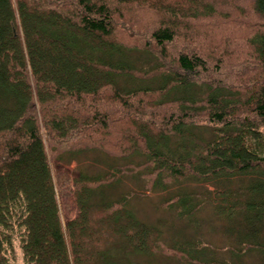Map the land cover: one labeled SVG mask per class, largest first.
I'll return each mask as SVG.
<instances>
[{"label":"trees","instance_id":"1","mask_svg":"<svg viewBox=\"0 0 264 264\" xmlns=\"http://www.w3.org/2000/svg\"><path fill=\"white\" fill-rule=\"evenodd\" d=\"M203 2L0 0V264H21L17 239L24 264H164L160 251L186 264H227L186 230L176 241V223L142 219L128 194L113 200L110 187L134 172L163 192L189 181L220 186L178 189L161 205L197 229L206 203L215 204L238 245L231 250L264 252V0H253L240 57L197 32L203 19L219 34ZM128 4L156 17L134 29L131 46L115 39L117 23L134 24ZM95 151L140 161L78 171V212L63 224L52 162ZM240 177L247 182L235 188Z\"/></svg>","mask_w":264,"mask_h":264},{"label":"rangeland","instance_id":"2","mask_svg":"<svg viewBox=\"0 0 264 264\" xmlns=\"http://www.w3.org/2000/svg\"><path fill=\"white\" fill-rule=\"evenodd\" d=\"M230 2L231 0H205V2H203V4L214 8L215 11H213L211 14L213 16L211 17V21L212 23L218 24L220 26V28H217L216 30L219 34L209 31L207 29L209 24H207L203 19H200V23L198 24L196 23V21L195 24L198 25L196 27L197 32H203L206 34V36H208L206 44L210 46V48H213L214 42H224L223 47L225 50L229 51V54L235 53L240 57L243 51L246 50V46L244 44H241L243 43L242 38L245 39V37H247L249 34V23L251 24V22L254 23L256 21L253 16L255 14L253 11L254 5L253 0H239V2H236L234 4H230ZM194 3L198 4V2L196 1ZM239 3L241 4L240 7ZM122 7L124 8V15L126 16V19H132V22H134V24H132L131 26H121L120 22L117 23L118 25L116 27L115 34V36H117V38H115L116 42L118 41L130 46L136 45V36L134 33V29L137 26L147 27V25L152 23V20H155L156 17L151 16V13L149 14L146 9L144 10L143 8L133 4H128L127 6L124 5ZM220 11L223 12L221 13ZM233 37L238 38L240 42L239 46L237 45V47H233V49H231L230 40ZM174 48L176 47H173L172 50ZM132 55L135 57V52ZM143 57L144 56L142 55L140 56V58ZM63 67L65 69H71L68 63H65V66ZM55 68H53L51 72H53ZM242 68V66L238 67L237 70L244 71V69ZM252 68L253 63L248 64L246 75L252 72ZM210 132L211 131H209V129H201L202 136H204L205 138L210 136ZM139 161V158H135L134 160H117L97 151L80 154L74 157L67 156L63 158V160H53L52 168L54 169L57 196L63 224H65L69 219L75 217L78 212L76 203L72 196V190L74 186L73 177L78 173V171L84 170L89 173H102L111 170V168H114L113 170H121L123 169V167L129 166L131 163ZM135 175L136 172L127 174L125 173V175L120 178L118 182L115 181L113 183L114 186L110 187L112 188L110 189L112 191L111 197H115L113 200L118 199V197L116 196L120 195L121 193L128 194L129 208L135 210L142 219L155 223L163 218L167 221V223H176V227L178 228L173 230L176 234L178 232V235L175 237L176 241L182 242L186 240V238H184L185 233L182 231L186 230L188 231V234L191 235L194 239L200 240L202 243L207 244L211 249H213L214 253H212V256L214 258H217L220 261H225L227 264H264V252L262 254H259L257 251L259 250L258 248H252V250L250 251L247 245H239V251L231 250V248H233L232 246L237 247L238 245H236L234 236L228 234L226 228H224L225 222L215 216V204L206 203L203 210H201L200 212L201 218L197 219V229H186L188 225L186 224L185 226V221H183L181 224V222L177 218L175 219V213L172 210H168L165 208V206L161 205L163 199L167 198L171 193L175 192L178 189L187 188L200 192L204 191L207 188L212 190L213 192V190L220 189V186L200 183L196 181H189L183 183L180 186H173L169 191L163 192L160 189H147L145 187L146 184H144L146 179L134 177ZM244 179L245 178L240 177L239 179L234 180L233 183H236L234 187L237 188L238 185L239 187L245 185L247 180ZM35 181L39 185L40 178L36 176ZM40 197L41 199H43L41 195ZM239 197H241V200H244V197L240 195ZM97 199L98 197H95V200ZM201 219L203 220V223L200 227L199 224ZM93 222L94 228L97 229V221L94 220ZM87 232L91 233V227ZM94 233L95 231L93 232V234ZM260 235L262 237V243L264 244V227H262ZM175 239L173 243L175 242ZM240 252L244 253L240 254ZM13 254L15 255V259L17 262L24 264L23 254L18 239L14 242ZM163 255H165V253H163L162 251L158 252V254L156 255L157 263L164 262V264H186L179 262L175 258H168L166 256L164 257Z\"/></svg>","mask_w":264,"mask_h":264}]
</instances>
